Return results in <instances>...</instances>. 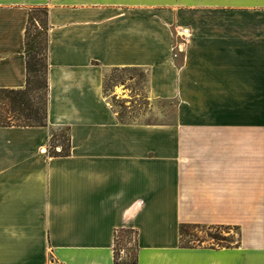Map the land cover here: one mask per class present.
I'll use <instances>...</instances> for the list:
<instances>
[{
    "label": "crops",
    "instance_id": "obj_1",
    "mask_svg": "<svg viewBox=\"0 0 264 264\" xmlns=\"http://www.w3.org/2000/svg\"><path fill=\"white\" fill-rule=\"evenodd\" d=\"M37 7L46 124L0 126V264H264V0H0V88L25 86ZM118 67L145 69L154 121L120 119ZM182 222L236 242L182 245ZM120 229L133 262L114 259Z\"/></svg>",
    "mask_w": 264,
    "mask_h": 264
},
{
    "label": "trees",
    "instance_id": "obj_2",
    "mask_svg": "<svg viewBox=\"0 0 264 264\" xmlns=\"http://www.w3.org/2000/svg\"><path fill=\"white\" fill-rule=\"evenodd\" d=\"M34 12H37L34 16ZM36 29L31 34V25ZM47 9L37 7L32 9L28 15V21L24 34V53L26 60V83L23 88H0V126H44L46 124V104L48 97L47 68H48V33H47ZM55 137V135H53ZM56 137H60L56 134ZM66 144L59 141L60 154L69 153L68 135L66 132ZM64 139V140H65ZM56 153V152H54ZM225 226L227 224H201L182 222L179 225V239L182 245L201 244L203 236L193 232L192 239L187 242L182 241V236L187 234L189 228L210 229L211 227ZM233 227V226H232ZM126 230V229H120ZM129 230V229H127ZM118 231V230H117ZM116 231V232H117ZM206 234L217 240V245L229 246L236 242L224 241L227 238L221 234L206 232ZM197 240V241H195ZM116 243V238H115ZM114 259L135 261L136 256L131 258H119L114 249Z\"/></svg>",
    "mask_w": 264,
    "mask_h": 264
},
{
    "label": "rangeland",
    "instance_id": "obj_3",
    "mask_svg": "<svg viewBox=\"0 0 264 264\" xmlns=\"http://www.w3.org/2000/svg\"><path fill=\"white\" fill-rule=\"evenodd\" d=\"M36 16L37 12H34ZM48 28V27H47ZM34 24L31 25V34L35 32ZM146 82L147 72L143 68L133 67H118L109 68L106 70L103 81V88L106 96L109 97V101L113 106L114 110L118 113L121 120L132 121H154L156 117L151 113L152 104L150 103L146 95ZM122 95V96H121ZM165 110L170 112V105L166 104ZM164 121L171 120V113H168L166 117H162ZM60 137L58 140L62 144H66V130L60 129L57 132ZM65 139V140H64ZM188 233L182 236V241L187 242L192 239V233L203 236L204 240L202 243H213L216 244L217 240L209 237L206 232H212L221 234L227 239L225 241H233L236 239V230L234 227L229 226H216L210 229H193L189 228ZM116 243L114 249L116 250L119 258H131L135 255L136 244L135 234L132 230H118L116 232ZM197 241V240H195Z\"/></svg>",
    "mask_w": 264,
    "mask_h": 264
},
{
    "label": "built area",
    "instance_id": "obj_4",
    "mask_svg": "<svg viewBox=\"0 0 264 264\" xmlns=\"http://www.w3.org/2000/svg\"><path fill=\"white\" fill-rule=\"evenodd\" d=\"M181 34L184 38H187L190 35L188 29H182ZM115 238L117 239V236Z\"/></svg>",
    "mask_w": 264,
    "mask_h": 264
}]
</instances>
